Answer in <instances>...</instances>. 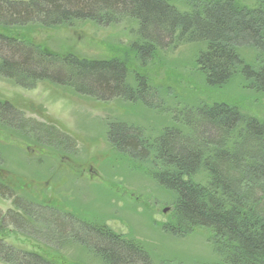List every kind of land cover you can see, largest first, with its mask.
<instances>
[{"label": "trees", "instance_id": "trees-1", "mask_svg": "<svg viewBox=\"0 0 264 264\" xmlns=\"http://www.w3.org/2000/svg\"><path fill=\"white\" fill-rule=\"evenodd\" d=\"M124 19L135 24L130 38L105 59L54 53L18 34L30 26ZM182 43L200 45L192 69L206 88L238 80L264 94V0H0V77L22 88L46 80L95 100L118 98L161 111L152 74L160 55ZM18 114L0 100V120ZM171 120L174 125L154 136L141 126L107 120L105 140L171 206L163 233L183 238L196 228L207 231L214 259L198 264H264V117L227 100H201L174 109ZM26 121L49 141L62 138L75 146L61 130ZM42 197L18 195L0 182V200L11 201V208H0V234L15 228L29 233L30 219H39L41 230L32 229L43 245L76 244L100 264H152L139 241L115 233L102 218L86 220ZM49 255L17 248L0 235L4 264H71Z\"/></svg>", "mask_w": 264, "mask_h": 264}, {"label": "rangeland", "instance_id": "rangeland-1", "mask_svg": "<svg viewBox=\"0 0 264 264\" xmlns=\"http://www.w3.org/2000/svg\"><path fill=\"white\" fill-rule=\"evenodd\" d=\"M174 2L182 6L179 1ZM134 27L128 19L108 25L75 21L53 28L30 26L18 34L54 53L105 59L127 43ZM199 48L198 44L182 43L160 55L151 80L161 89V111L118 98L95 100L46 80L22 88L0 77V100L10 102L19 111L18 115L0 120V182H7L18 195L33 200L40 201L45 196L49 202L86 220L102 218L115 233L139 241L152 264L212 261L205 229L196 228L183 238L162 232L161 224L168 220L171 206L145 176L112 154L105 140L107 120L141 126L147 135L154 136L174 125V109L193 106L201 100H227L248 114L263 118L264 94L250 92L238 80L215 90L203 85L192 69ZM26 120L61 130L75 140V146L62 138L49 141L42 131L26 125ZM10 202L0 200V208H11ZM32 207L37 210L36 204ZM41 222L30 219L29 233L15 228L0 235L17 248L46 251L54 261L59 257L71 264H100L98 258L79 245H43L40 234H34L32 229L41 230Z\"/></svg>", "mask_w": 264, "mask_h": 264}]
</instances>
